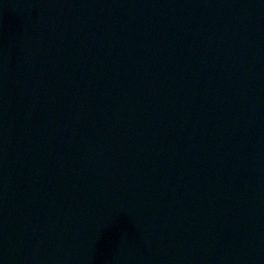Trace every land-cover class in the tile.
<instances>
[{
	"label": "water",
	"instance_id": "water-1",
	"mask_svg": "<svg viewBox=\"0 0 264 264\" xmlns=\"http://www.w3.org/2000/svg\"><path fill=\"white\" fill-rule=\"evenodd\" d=\"M0 264H264V0H0Z\"/></svg>",
	"mask_w": 264,
	"mask_h": 264
}]
</instances>
